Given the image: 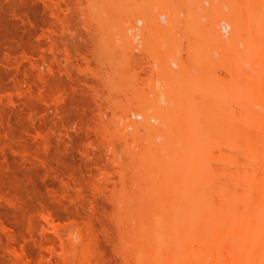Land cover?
Returning <instances> with one entry per match:
<instances>
[{
	"label": "rangeland",
	"instance_id": "1",
	"mask_svg": "<svg viewBox=\"0 0 264 264\" xmlns=\"http://www.w3.org/2000/svg\"><path fill=\"white\" fill-rule=\"evenodd\" d=\"M173 1L179 4L172 5ZM261 4L258 0H0V264H17L13 245L24 249L34 264H54L42 257L43 251L50 252L48 235L53 234L45 230L43 211L63 225L73 224L74 240L67 234L57 241L59 252L68 253L71 264H129L118 248L135 252L133 208L156 205L159 195L163 201L189 202L208 192L213 180L221 188L225 158H248L253 149L257 156L264 153V112L257 103L264 94L259 83L264 67ZM157 11L169 14L167 20L159 21ZM224 11L239 24L254 22L257 28L253 34L244 31L246 36L234 42L238 47L232 53L227 40V48H222L225 56L212 36L218 20L227 18ZM168 24L175 28L166 29ZM128 25L142 28L134 43L137 48L130 40L127 44L125 30L123 35L117 32ZM198 39L203 46L200 54L191 49ZM114 41L120 46L115 55L109 52ZM193 54L205 64L196 71L199 83L207 90L215 85V92L199 89L195 97L186 88L179 89L178 101L166 109L168 102H157L151 89L159 78L155 70L169 62L179 71L173 61L179 65L185 57L186 65L192 64ZM159 56L165 61L154 62ZM143 104L152 107L149 113L160 115L158 121L152 120L158 129H126L130 107ZM183 134L196 138L189 145ZM156 159L160 162L154 163Z\"/></svg>",
	"mask_w": 264,
	"mask_h": 264
},
{
	"label": "bare ground",
	"instance_id": "2",
	"mask_svg": "<svg viewBox=\"0 0 264 264\" xmlns=\"http://www.w3.org/2000/svg\"><path fill=\"white\" fill-rule=\"evenodd\" d=\"M212 1L214 2L215 0H212ZM232 1H235V0H232ZM248 1H251V0H248ZM258 1L263 3L261 5H264V0H258ZM245 2H247V1H245ZM252 2H254V1H252ZM255 2H256V0H255ZM249 3L251 5V2H249ZM249 3L247 2V5ZM171 4L176 5L179 3L177 1H173ZM167 8L169 10L168 6H167ZM157 12H159V13H158V17H156V18H160L159 21L162 19L164 21L167 20V18H168L167 16H169V14H166V13L160 12V11H157ZM168 13H169V11H168ZM226 13L224 11V15ZM152 15L155 16L156 14L154 13ZM146 16H148V15H146ZM225 17H227V18H223V19L220 18L221 20H218V23L215 24L216 26L213 29L214 32L212 31V33H213L212 36H213V41L215 42L216 46L218 44H219L218 45L219 47L222 46V47H220L221 50L220 51L218 50L220 53L223 52L222 48L226 47L228 45V42H231L230 43L231 45L229 44L230 46H228V48L227 47L226 48L229 49L230 53H232L233 50L234 49L236 50V48L238 47L237 43H234V42L237 39L241 38V36L242 37L246 36L245 34H243L244 31H246L249 34H253L254 30L257 31L256 30L257 28L254 29V27H256V26H253L254 22H253V24L252 23L250 24L251 26H249L247 23H244L243 25L239 24L238 21H235V20H233V18H231L229 13L227 15H225ZM143 18L144 17H140L137 19H139V21L143 22L144 21ZM153 19L154 18H152V20ZM151 21H150V23H151ZM157 21H156L155 26L152 25L153 28L156 27ZM220 22L222 23V26H220ZM260 22H262V20ZM153 23H155V22H153ZM153 23H151V24H153ZM257 24H258V22H257ZM158 25H161V23L158 22ZM217 25H219V26H217ZM148 26H149L148 28L151 27L150 24ZM168 26H169V24H168ZM168 26H165V27H167L166 29L172 30L175 28L174 25H170L169 27ZM125 27H127V26H125ZM125 27L123 26L121 28H118L117 32L118 33L122 32L121 35H123V32L125 30L126 34L128 36V38L125 37V39L126 38L128 39V40H126L127 44H128L129 40L132 44H134L135 41L138 39V37L141 35L142 28H139L138 25H135L132 27L128 25V27L126 29H122ZM157 27H159V26H157ZM165 27H163V28H165ZM156 29L157 28H155L153 30H156ZM129 31L133 34V36H131L132 34L130 35V33H128ZM150 32H153V31H150ZM110 36H108L107 39ZM120 37H122V36H120ZM260 38L262 40H264V35L260 36ZM110 39H111V37H110ZM139 39H141V38H139ZM199 40L200 39H198V41ZM227 40H228V42H227ZM120 42H121V40L119 41V43ZM131 43H129V44L131 45ZM200 43H201L200 41L197 43V41L194 40V45H193V47H191L192 52H194L196 54H198V53L200 54V50L202 49L201 47H203V46H201L202 43L201 44ZM141 44H142V42H139V44H138L139 47ZM246 44H249V43L246 42ZM118 46H119V44L114 41L113 47L112 48L110 47L111 50L109 49L110 50L109 52L110 53L111 52L116 53L118 51V49H117ZM131 46H133V45H131ZM107 47H109V46H107ZM133 47L137 48L138 46L137 45L135 46V44H134ZM249 47H250V49H252V44H250ZM104 49H106V48H104ZM121 49H122V47H121ZM135 50H137V49H135ZM149 50H150V47H149ZM216 50H217V48H216ZM141 52H140V56H141ZM114 53H113V55H115ZM152 53H154V52H152ZM180 53H182V52L180 51ZM183 53L185 54V50ZM155 54H156V51H155ZM158 54H159V52H158ZM223 54H224V56L226 54L228 55V53H226V50H224ZM106 55H108V53ZM113 55H112V57H113ZM148 55H150V53ZM191 55H192V53H191ZM133 56H134V54H133ZM193 56H194V60L192 58V60H193L192 64L189 63L188 65H186L187 60H184L185 57L180 58L181 60L178 58V56L176 57L180 60L179 65L176 61L175 62L173 61V63H175V66L176 65L179 66V71H176V69H174V67L172 65H169L168 64L169 62L167 63V65L162 64L163 65L162 67H160L161 66V64H160L159 69L157 68V65L155 67L153 66L154 68L158 69V71L157 70H155V71L158 73L159 78L158 77L156 78V76L155 77L152 76L156 79L154 80V83L152 82V84L154 86L151 89H152L153 94L155 93L157 95V96L155 95V97L158 98L157 102L164 101V100H165V102L166 101L168 102L167 103L168 107L166 106V109L169 108V106L171 107V105L174 104L176 102V100L178 101L177 98L175 100V94L178 92L179 89L183 90L186 88L187 91L189 90L190 94H192V95H194L196 92H199V89H201V90L203 89L205 94L208 92V90H211V88L207 90L206 86L204 88H202V85L199 83V80H200L199 77L200 76H199V74L196 73V71L201 70V65L203 64L201 62H204V61L199 60L200 59L199 56H195L194 54H193ZM25 57H27V56H25ZM109 57H110V59L108 61L111 62L109 64H112L113 63L111 61L112 57L111 56H109ZM141 58H142V56H141ZM159 58H160V61H159V63H160L161 59H162V57H160V56L156 59L154 58L155 59L154 62L155 61L158 62L157 59H159ZM117 59H119V58L117 57ZM203 59H205V58H203ZM114 60H115V58H114ZM162 60H164V59H162ZM143 61H144V58H143ZM152 61H153V59H152ZM115 62H118V61L116 60V61H114V63ZM35 63L37 64V62H35ZM130 63H131V61H130ZM150 63H147V64L150 65ZM154 64H156V63H154ZM263 64H264V61H263ZM148 65H146V66H148ZM203 65H205V64H203ZM113 66L117 67L115 64ZM231 66H233V63ZM260 70H262V72L260 71L261 76H259L260 77L259 83L261 82V85L264 88V67ZM193 72H195V73H193ZM260 73H259V75H260ZM152 75H154V74H152ZM201 79H202V77H201ZM212 88L214 90V88H216V86L213 85ZM229 89H231V88L229 87ZM213 90H211L212 93L215 92ZM263 91H264V89H263ZM179 93L181 94L180 91H179ZM221 95H222V93H221ZM212 96L215 97L214 95H212ZM216 96H217V94H216ZM219 96H217V97H219ZM189 97H191V96H189ZM9 99L11 101L13 100L12 97ZM181 99L182 98H180L179 101ZM221 99H222V97H221ZM186 100H188V99H186ZM186 100H183V101L187 102ZM255 102H257V100ZM257 103L260 105L259 107H261L260 111L262 110L264 112V94L262 95V98ZM145 104L140 105V106H136V107H130L131 109H129L130 111H128V114L126 116L127 117L126 129L127 128L128 129L133 128L136 132H140L142 130H147V131L152 132V130L158 129V127L160 125H156L155 123L153 124L152 120L158 121L160 118L159 117L160 115L157 116L156 114H154L155 112L153 114L149 113L148 109L152 108V107L145 105ZM179 104L186 105V104L182 103V101ZM183 105H181V106H183ZM178 106H180V105H178ZM175 108H176V106H175ZM176 110H179V109L176 108ZM133 116L134 117H136V116L137 117H144V120L137 121V119L133 118ZM173 116H172V118H174ZM262 116L264 118V114ZM160 122H161V120H160ZM163 122H164V120H163ZM167 122H168V120H167ZM158 124H159V122H158ZM174 127H175V125H173L171 127L172 130H174ZM123 130H125V129H123ZM260 130H262V128ZM173 132L175 134H178L176 128H175V131H173ZM170 133H172V132H170ZM184 133L187 134L186 131H184ZM191 133L189 132L188 135H190ZM185 134H183V135L185 136ZM152 135H153V133H152ZM174 137H176V136L174 135ZM185 137H186V139L188 138V140H186L183 137L184 141L186 140L188 143L194 141L196 138V137H194V140H193L192 139L193 136L192 137L190 136L191 139L189 136H185ZM152 138H154V136ZM177 140H178V138H177ZM180 140H181V138H180ZM197 140H198V137H197ZM171 141H172L171 144L172 143L174 144L173 140H171ZM175 144H176V142H175ZM193 144H195V143H193ZM154 145H156V144H154ZM154 145H153V147H155ZM189 145H191V144L189 143ZM149 146H151V145H149ZM252 151H251L252 152L251 157H248V158L247 157L246 158H227V159L225 158L222 161L223 178L221 177L222 181L220 180L221 181L220 183H222L221 188H218L219 187L218 185H220V184L215 186L216 182L213 180L212 181L213 184L209 185V187H211V188L208 190V192L198 193L197 196L195 195L196 197L194 196V198H192V199H187V201H189V202H182L181 203V202H174V201L172 202V201H167V200L163 201L164 198L159 199L160 195H159V198L156 199L158 197V195H157V197H155V196H153V197H155V199L158 201V202L156 201L158 204L156 203V205H151L149 203V204H147L148 206L145 205L143 207L133 208V210L136 213L135 215H136V221H137V224L134 227L135 233L133 232V235L135 234V240L133 241L135 252L128 253L127 251H123L122 249H121L122 250L121 251V250H119L120 249V247H119L118 251L121 254L122 258L124 260H126L129 264H264V153H261L259 156H257L255 154L256 150L253 149ZM185 152H186V150H185ZM185 152H184V154H185ZM168 153H169V151H168ZM171 154H172V151H171ZM175 154H176V152H175ZM175 154L172 155L173 157L170 156L171 159L173 158V160H172L173 162L175 160H177L176 159L177 156ZM253 155H255V157H253ZM166 157H168V156H166ZM149 160H152V159H149ZM159 162H160V160L156 159L154 163H159ZM162 162H164V161H162ZM167 164L170 166L171 161L168 162V160H167ZM173 167H175V166L173 165ZM167 168L168 167H166V169ZM169 180H170V178H169ZM169 180H166V181L168 182ZM212 182H210V183H212ZM210 190H211V192H210ZM217 191H218V193H217ZM196 194H197V192H196ZM216 195L217 196L219 195V197H218L219 199L217 198ZM167 196H168V192H167ZM169 196H168V199H169ZM162 197H164V194L162 195ZM171 197H170V199H171ZM151 199H153L152 196H151ZM79 202H80V200H79ZM41 215L45 221V224H44L45 230H50L53 232L52 235H48V237H49L48 240L51 243L50 252L48 253L47 251H43L42 257L45 259H49V260L54 261V264H71V259L69 257V254L66 252H63V253L59 252L57 241L63 240L67 234L70 237L69 238L70 241L74 240L75 235H73V232L71 231L73 224H71L69 226L63 225L62 223L56 221V219L50 213H48L46 211H43ZM115 222H117L118 224L120 223V225L122 226L121 220L118 219ZM3 226L6 228L5 225H3ZM116 226H118V225L116 224ZM89 227H91V226H89ZM120 227L118 226V228H120ZM108 233L111 234L110 232H108ZM10 237L13 239L14 242L16 241V238L12 234L10 235ZM12 252H13V255L15 258V262L17 264H34L32 262V260L27 256V253L25 252L24 249H19L17 246L13 245L12 246Z\"/></svg>",
	"mask_w": 264,
	"mask_h": 264
},
{
	"label": "built area",
	"instance_id": "3",
	"mask_svg": "<svg viewBox=\"0 0 264 264\" xmlns=\"http://www.w3.org/2000/svg\"><path fill=\"white\" fill-rule=\"evenodd\" d=\"M204 2H205V3H209V2H210V0H204Z\"/></svg>",
	"mask_w": 264,
	"mask_h": 264
}]
</instances>
